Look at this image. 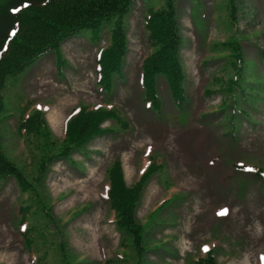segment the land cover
I'll list each match as a JSON object with an SVG mask.
<instances>
[{
	"label": "rangeland",
	"instance_id": "rangeland-1",
	"mask_svg": "<svg viewBox=\"0 0 264 264\" xmlns=\"http://www.w3.org/2000/svg\"><path fill=\"white\" fill-rule=\"evenodd\" d=\"M148 4L136 0L125 16L129 51L110 93L99 88L95 61L108 43L107 28L100 42L89 29L63 41L62 67L50 51L8 80L1 145L29 177L35 176L33 156L41 153L33 136L18 132L23 105L45 110L55 139L65 134L72 110L83 105H113L127 127L106 119L102 128L110 130L71 159L53 160L40 181L41 201L24 193L14 176L0 179V264H68L64 253L73 257L69 264H135L104 192L116 158L132 185L154 154L163 167L149 178L137 207L140 223L150 224L140 264H190L207 244L218 264H264V180L246 167L264 170V0H234L235 21L229 0H177L187 99L177 107L160 76L159 111L147 106L139 81L149 50L143 22ZM234 35L246 61L243 74L249 82L244 85L257 91L247 95L248 101L240 98L247 114L215 90L228 61L212 58L215 44ZM52 110L60 118L55 126ZM24 205L29 211L22 222Z\"/></svg>",
	"mask_w": 264,
	"mask_h": 264
},
{
	"label": "trees",
	"instance_id": "trees-1",
	"mask_svg": "<svg viewBox=\"0 0 264 264\" xmlns=\"http://www.w3.org/2000/svg\"><path fill=\"white\" fill-rule=\"evenodd\" d=\"M135 1L0 0V114L6 108L3 92L10 78L23 73L49 51H56L59 66L64 64L61 43L87 29L94 31L97 39H100L105 28L109 31L108 43L96 57V76L99 88L110 93L114 77L123 75L124 61L129 51L125 16L132 10ZM148 1L150 4L147 5L143 22L149 50L140 63L143 99L156 111L161 109L162 101L158 92V79L161 76L166 79L176 106L183 108L187 99L186 74L180 55L182 37L177 0ZM229 8V17L235 21L234 0H229ZM215 47L213 51H216V56L212 58L218 56L228 60L223 71L226 76L218 79L221 83L215 90L227 94L230 105L236 111L247 114L240 106V98L248 101L247 95L257 94V91L252 86L244 85L249 82V78L243 74L246 61L239 38L234 35L223 39ZM219 52L224 55H218ZM262 59L264 61V53ZM226 103L225 100L220 107L224 108ZM21 113L18 132L21 136H27V139L33 136L35 149L41 153L37 157L33 156L37 160L35 176L29 177L18 163L5 154L0 137V179L14 176L24 193H35L40 201L44 198L39 194L40 181L53 160L71 159L74 151L83 149L92 138L110 130L102 128L106 119H116L123 127H127L117 107L83 105L72 110L65 125V134L55 139L44 116L45 110L23 105ZM148 160L132 185L125 181L120 158L114 160L108 173L107 200L114 222L123 233L122 244L126 247L130 245L134 250L132 258L135 264L144 260L143 253L148 248L144 238L150 226L149 223H140L137 207L149 178L163 167L155 154L150 155ZM255 170L256 175L264 180V170ZM28 208V205L22 207V222L26 219ZM46 213L49 215V210ZM63 256V262L68 264L73 259L68 253ZM190 264H218L214 248L208 247L206 253L192 256Z\"/></svg>",
	"mask_w": 264,
	"mask_h": 264
},
{
	"label": "bare ground",
	"instance_id": "bare-ground-1",
	"mask_svg": "<svg viewBox=\"0 0 264 264\" xmlns=\"http://www.w3.org/2000/svg\"><path fill=\"white\" fill-rule=\"evenodd\" d=\"M58 112V111H57ZM51 116H50V118H51V123L55 126V125H57V121H58V114L56 113V111H54V110H52L51 111V113H49ZM60 119V118H59ZM75 185V184H74ZM84 189H82V191H83ZM78 191H81V189L80 190H78Z\"/></svg>",
	"mask_w": 264,
	"mask_h": 264
}]
</instances>
